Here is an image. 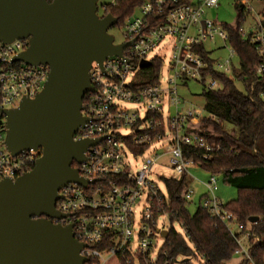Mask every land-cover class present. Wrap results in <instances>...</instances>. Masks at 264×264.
<instances>
[{
	"label": "built area",
	"instance_id": "1",
	"mask_svg": "<svg viewBox=\"0 0 264 264\" xmlns=\"http://www.w3.org/2000/svg\"><path fill=\"white\" fill-rule=\"evenodd\" d=\"M240 1L246 10L251 9L249 0ZM219 4L220 0H143L137 7L139 15H132L122 25L121 43H130L122 54L109 56L102 65L93 62L89 74L94 91L86 95L82 109L88 122L77 130L74 139H102L88 147L85 161L74 166L89 183L86 186L69 183L59 190L61 198L56 208L66 216L54 219L73 225L75 237L86 244L81 254L88 259L97 258L102 264L103 255L109 253L126 255L127 262L132 264H178L182 260L183 257L171 258L162 251L166 238L162 235L164 230L157 228V221L163 215L169 216L168 194L161 191L151 173L153 165L166 157L178 177L188 175L189 166H200L191 155L194 151H200L202 159L212 156L214 145L194 130L204 118L202 111L186 106L179 88L191 79L201 82L205 90L222 87L217 78L206 72L209 64L200 47L211 51L209 56L214 60L215 71L232 77L236 51L228 44L224 25L207 16V10ZM105 9L103 5L101 16ZM261 22L262 19L255 30L246 33L241 28L240 32L264 56ZM217 39L229 49V57L224 62L206 47V43ZM164 44L170 46V74L163 78L161 67L156 83L137 88L138 73L144 69L141 61L160 58L163 66V58L158 53L152 58L149 55ZM27 47V39L0 42V180L15 179L30 171L41 155V149H30L13 156L5 146L4 111L18 107L25 96L35 97L50 71L46 64L29 65L14 59ZM257 73H264V60ZM128 102L143 107L144 116L140 115V109H128L124 105ZM124 129H129V134H124ZM217 183L215 174L203 183L206 193L201 206L212 217L223 221L236 238L234 255L247 264H256L250 253V235L237 236L231 227L236 219L224 210V203L216 196ZM192 194L193 190L188 187L186 200ZM180 225L184 234H178L192 246L187 229ZM159 238L163 242L158 247ZM104 241L110 243L106 249L96 248ZM258 241L254 238V242ZM198 258L203 262L199 255Z\"/></svg>",
	"mask_w": 264,
	"mask_h": 264
},
{
	"label": "water",
	"instance_id": "2",
	"mask_svg": "<svg viewBox=\"0 0 264 264\" xmlns=\"http://www.w3.org/2000/svg\"><path fill=\"white\" fill-rule=\"evenodd\" d=\"M99 0H0V42L27 39L14 59L46 64L49 74L35 97H23L5 110V146L13 156L41 149L34 167L19 177L0 180V264H86L85 243L72 224L53 221L66 215L56 208L59 190L86 186L73 163L85 161L88 147L102 138L74 139L88 118L84 97L94 91L89 71L130 43H115L109 29L118 19L98 13ZM143 59L141 67L151 66ZM258 217H250L255 223ZM169 231L162 232L163 237Z\"/></svg>",
	"mask_w": 264,
	"mask_h": 264
},
{
	"label": "trees",
	"instance_id": "3",
	"mask_svg": "<svg viewBox=\"0 0 264 264\" xmlns=\"http://www.w3.org/2000/svg\"><path fill=\"white\" fill-rule=\"evenodd\" d=\"M142 2L115 0L114 4L104 5L106 9L103 16L112 13L118 19L116 25L122 26ZM234 7L237 12L235 25L223 24L228 33V44L234 48L238 59V64H233L232 77L215 71L214 60L209 56L211 51L205 47L199 48L209 64L206 72L217 78L222 87L211 91L202 90L204 109L208 116L194 126L195 131L214 145L212 156L207 160L202 159L200 151H194L191 155L204 170L215 175L222 174L226 183L237 188V198L225 203L224 210L235 217L240 229L237 236L249 233L253 261L264 264V73H257L264 56L258 52L257 45L240 32L247 12L244 4L235 0ZM261 15L264 29V9ZM161 67L162 60L154 58L151 66L139 71L136 87L156 83ZM225 123L231 124L233 130H226ZM72 165L76 166V162ZM163 180L168 194L170 221H178L187 229L192 247L170 228L162 251L171 258L183 257L178 264H194L193 259L198 255L203 264H229L237 246L236 238L223 221L212 217L201 204L194 213L189 211L185 198L189 176L184 174ZM254 216L259 218L258 221L250 223L249 218ZM254 238L259 241L254 242ZM109 244L104 241L96 248L103 251ZM127 259L126 255L115 254L107 264H132ZM86 264L101 262L97 258H90ZM240 264H247V261H241Z\"/></svg>",
	"mask_w": 264,
	"mask_h": 264
},
{
	"label": "rangeland",
	"instance_id": "4",
	"mask_svg": "<svg viewBox=\"0 0 264 264\" xmlns=\"http://www.w3.org/2000/svg\"><path fill=\"white\" fill-rule=\"evenodd\" d=\"M115 0H99V13L102 15V7L105 4H114ZM235 0H220V4L217 8H212L207 10V16L216 20L221 24L235 25L237 20V12L234 7ZM250 10H246V16L242 21L241 28L248 33L251 30H255L257 24L262 19V11L264 9V2L258 0H249ZM139 15V9L136 8L133 16ZM109 33H111L115 37V43L119 44L123 41V27L120 25L113 26L109 29ZM206 47L212 51V55L218 59L220 62H224L229 57V49L225 46L222 40H214L212 42L206 43ZM160 55L163 58V66L161 69V75L163 78L167 77L170 73L168 72L169 61L171 57L170 46L168 44H164V46H160L155 50L154 53L149 55V58H152L155 54ZM233 62L235 65L238 64L237 56L234 57ZM204 86L201 82L197 80H188L187 83L179 88L180 96L186 101V106H190L192 109H197L202 111V115L208 116L207 112L204 109V97L201 95ZM124 105L132 110L140 109V115L144 116V108L140 107V105L134 103H124ZM224 128L228 131L233 130V126L231 124L225 123ZM124 134H129V129H124L122 131ZM130 161L136 164V160L132 159ZM137 162H141L139 159ZM188 176H189V189L193 190V194L191 199L188 200V209L191 213H194L196 208L202 203V199L204 194L206 193V188L203 183L209 181L211 173L204 170L202 167L197 165H192L188 167ZM151 176L153 180L157 183L158 187L161 191L167 195V190L164 184V178H177L178 174L172 169V166L168 164L167 158H163L159 164H154ZM217 177V186L218 189L216 191V196L218 199L224 204L237 198L238 190L236 187L229 185L224 181L223 175L218 174ZM231 227L237 233H240V229L237 224H232ZM157 228L161 230H168L169 228H173L177 233L184 234V230L178 221H170L169 216L163 215L157 221ZM243 236V235H241ZM183 237V236H182ZM162 239L158 240V247L162 244ZM246 244V243H245ZM136 246V243L134 247ZM192 247V246H191ZM112 257L111 254L105 253L103 255L102 264H107V262ZM181 259V258H180ZM242 258L238 255H234L229 264H240ZM194 264H203L200 258L195 257L193 259Z\"/></svg>",
	"mask_w": 264,
	"mask_h": 264
},
{
	"label": "flooded vegetation",
	"instance_id": "5",
	"mask_svg": "<svg viewBox=\"0 0 264 264\" xmlns=\"http://www.w3.org/2000/svg\"><path fill=\"white\" fill-rule=\"evenodd\" d=\"M53 221H55V220H53Z\"/></svg>",
	"mask_w": 264,
	"mask_h": 264
}]
</instances>
